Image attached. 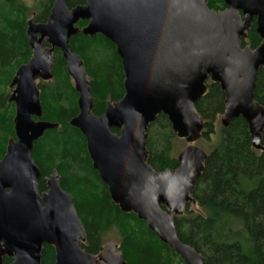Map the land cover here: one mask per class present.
I'll list each match as a JSON object with an SVG mask.
<instances>
[{
  "label": "water",
  "instance_id": "1",
  "mask_svg": "<svg viewBox=\"0 0 264 264\" xmlns=\"http://www.w3.org/2000/svg\"><path fill=\"white\" fill-rule=\"evenodd\" d=\"M206 2L86 0L69 9L64 0H54L44 23L27 22L32 54L9 85L14 138L0 160V264L4 258L40 264L43 246L54 249V264H127L115 243L105 244L97 256L82 250L85 230L56 171L46 190H39L33 145L58 125L42 120L36 80L52 79L55 50L78 95V113L69 124L83 135L112 203L144 222L184 264H203L202 256L179 240L174 219L195 203L192 192L204 170L207 155L196 146L204 121L195 105L207 93V82L217 83L224 94L223 127L243 119L256 150L262 149L264 129V108L254 100L257 74L264 72V0H223L225 9L219 11ZM79 21L87 24L79 28ZM253 24L261 43L242 47ZM79 32L109 40L121 61L124 95L100 116L92 113L82 60L69 48ZM159 115L186 142L172 170L155 171L147 162L146 131Z\"/></svg>",
  "mask_w": 264,
  "mask_h": 264
},
{
  "label": "trees",
  "instance_id": "2",
  "mask_svg": "<svg viewBox=\"0 0 264 264\" xmlns=\"http://www.w3.org/2000/svg\"><path fill=\"white\" fill-rule=\"evenodd\" d=\"M71 9L86 0H64ZM54 0H41L34 22L47 20ZM212 11L225 9L223 0H207ZM29 9L20 0H0V160L7 142L14 138V105L9 103L8 88L16 70L27 63L31 49L26 36ZM86 21H79L83 28ZM261 39L255 25L241 39V45L257 48ZM46 46V44H44ZM70 51L78 55L87 76L93 101L92 113L103 114L108 103L124 95L123 71L115 46L101 35L84 36L80 32L69 41ZM52 79L37 85L42 120L56 123L34 142L32 159L40 171V192L56 171L62 190L74 199V208L85 230L84 252L97 256L102 238L110 231L118 235V252L127 264H184L182 260L146 227L134 214L122 213L109 198L107 187L91 166L83 135L70 126L78 113L77 93L66 72L60 52L53 53ZM207 93L195 105L204 121L202 138L213 140L192 198L199 211L186 205L175 217L179 240L203 258V264H264V129L261 150L252 147L246 122L233 120L228 127L215 130L222 116L224 94L217 83L207 82ZM254 100L264 108V72L257 74ZM114 133L118 130L112 129ZM170 124L157 116L146 131L147 162L155 171L174 169L178 162L169 155L172 139ZM158 141V142H157ZM162 144L156 149L155 144ZM163 210H166L162 207ZM12 259L4 258L3 264ZM40 264H54V249L43 246Z\"/></svg>",
  "mask_w": 264,
  "mask_h": 264
},
{
  "label": "rangeland",
  "instance_id": "3",
  "mask_svg": "<svg viewBox=\"0 0 264 264\" xmlns=\"http://www.w3.org/2000/svg\"><path fill=\"white\" fill-rule=\"evenodd\" d=\"M21 3L27 7L29 9V12L27 14V22L29 21H32L34 22V18L35 16L37 15L38 11H40V7H41V0H20ZM36 23V22H34ZM44 23V22H43ZM37 24V23H36ZM45 42L42 43V49L46 48V46H44ZM32 54V53H31ZM53 55V54H52ZM87 78V76H86ZM71 79V78H70ZM50 81V80H49ZM72 81V80H71ZM46 82L42 81V80H39L37 79L36 80V85H39V84H43ZM11 91L12 89L8 88V95L11 94ZM111 104V103H110ZM220 118L221 116H219L217 118V121L215 123V130L218 131L219 130V127L221 126V123H220ZM213 140H215V137H213ZM211 141V143L209 141H206L204 139H201L199 140L197 143H196V146L198 148H200L202 151H204L205 153H207L208 149L210 148L211 144L214 142V141ZM146 141V140H145ZM158 142V141H157ZM156 142L155 144V148L156 149H162L163 148V145L162 144H158ZM186 146V142L183 140V139H178L176 136L172 139V144H171V148H170V152H169V155L171 158H174L176 159L178 154L180 153V151ZM48 179V178H47ZM188 205V204H187ZM190 205V208L193 210V211H199V207L196 203L194 204H189ZM118 235L115 231H110L108 232L107 234H105L102 238V243H103V246L107 243H115L116 245H118ZM102 246V247H103ZM118 247V246H117Z\"/></svg>",
  "mask_w": 264,
  "mask_h": 264
}]
</instances>
